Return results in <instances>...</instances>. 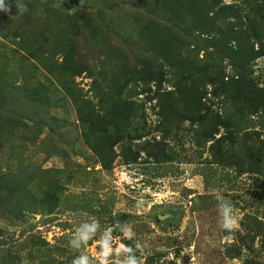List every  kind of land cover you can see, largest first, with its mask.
Returning a JSON list of instances; mask_svg holds the SVG:
<instances>
[{
  "label": "rangeland",
  "instance_id": "rangeland-1",
  "mask_svg": "<svg viewBox=\"0 0 264 264\" xmlns=\"http://www.w3.org/2000/svg\"><path fill=\"white\" fill-rule=\"evenodd\" d=\"M161 1L5 0L0 177L23 194L20 211L0 196V264H264V56L235 65L199 0ZM177 87L205 103L212 146Z\"/></svg>",
  "mask_w": 264,
  "mask_h": 264
},
{
  "label": "trees",
  "instance_id": "trees-1",
  "mask_svg": "<svg viewBox=\"0 0 264 264\" xmlns=\"http://www.w3.org/2000/svg\"><path fill=\"white\" fill-rule=\"evenodd\" d=\"M169 1V0H168ZM198 0H188L190 2H196ZM167 1L162 0L159 7L167 6ZM200 3V12L203 15L205 21L212 19V25L210 26V32L212 37L219 32V36L222 37L225 34V30L228 31L230 36H232L235 47H230L231 58L233 63L239 67H245V64H248L249 61L264 56V0H248L245 1L247 7L246 12H243V7L240 5H220V0H199ZM214 9V10H213ZM243 9V10H242ZM242 10V11H241ZM223 12L222 14L220 13ZM217 13L221 14V18L225 22L224 25H220L213 17L217 16ZM217 18V17H216ZM222 30V31H221ZM213 38V40L219 39L218 37ZM239 54V57L237 56ZM242 64V65H240ZM251 68V67H250ZM251 70V69H250ZM125 84H120L119 87L124 88ZM264 91V87L259 88V91ZM184 88L177 87V90L174 92L177 98L175 99V104L179 106L177 111L183 114L184 120H189L190 123L201 124V130L198 131L199 136H205L204 141L213 140L210 146L218 139L216 137L218 129H213V126L206 124L204 120V115L200 114L202 108H199L200 105H204L205 109L207 108L205 103L201 101V98L197 96L196 93H193L190 96H185L183 93ZM143 93V90L142 92ZM171 92H167V95H170ZM206 94V93H205ZM155 98V97H153ZM255 100V99H254ZM259 102V99L257 100ZM264 104V102H261ZM129 107L130 105L125 102ZM245 104V103H242ZM245 106L250 107V104H245ZM159 108H162L159 105ZM254 108V106H252ZM124 110H127L123 106ZM204 109V108H203ZM207 110V109H206ZM252 115V114H251ZM225 124V123H222ZM225 126V125H224ZM251 162L241 164L239 167V173H248V172H257L255 159L250 160ZM14 184L18 189L12 185ZM23 194V186L19 181L10 182L8 180H3L0 177V196L4 197L5 205L8 204L9 210H18L20 211V204L22 201L21 195ZM17 201V203L15 202ZM15 203V205H14ZM16 204L18 206H16ZM16 206V207H15ZM16 208V209H13ZM111 264V263H107Z\"/></svg>",
  "mask_w": 264,
  "mask_h": 264
},
{
  "label": "clouds",
  "instance_id": "clouds-1",
  "mask_svg": "<svg viewBox=\"0 0 264 264\" xmlns=\"http://www.w3.org/2000/svg\"><path fill=\"white\" fill-rule=\"evenodd\" d=\"M81 4H83V0H80ZM15 7L18 10V13H23L24 11L27 10L26 5H23L21 3H17ZM0 11L5 12V13H10L11 11V6L5 4V0H0ZM218 199H222L221 197H218ZM219 213L221 216V226L224 228H232L235 224V218H234V209L233 206L230 203H221L219 206ZM87 229V231H80L77 229L79 232L80 239L83 241H87L90 238L89 233H94L97 225L92 224V225H83ZM103 247L107 250L108 249V244L107 242H104ZM127 251H131V249H127ZM106 255V253H105ZM73 264H88V259L86 256H81L77 260L73 262ZM106 264V261L104 262ZM124 264H137L136 258L129 256Z\"/></svg>",
  "mask_w": 264,
  "mask_h": 264
},
{
  "label": "water",
  "instance_id": "water-1",
  "mask_svg": "<svg viewBox=\"0 0 264 264\" xmlns=\"http://www.w3.org/2000/svg\"><path fill=\"white\" fill-rule=\"evenodd\" d=\"M163 216H160V218H162Z\"/></svg>",
  "mask_w": 264,
  "mask_h": 264
}]
</instances>
